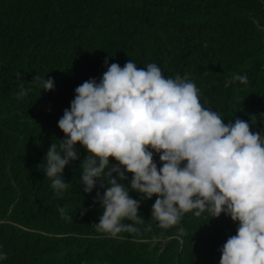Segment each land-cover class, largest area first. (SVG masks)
Segmentation results:
<instances>
[{
	"label": "trees",
	"instance_id": "16d2710c",
	"mask_svg": "<svg viewBox=\"0 0 264 264\" xmlns=\"http://www.w3.org/2000/svg\"><path fill=\"white\" fill-rule=\"evenodd\" d=\"M106 58L108 65L123 68L131 59L138 68L157 64L168 78L186 76L202 106L225 124L240 118L264 132V0H0V252L7 254L0 264H220L239 222L193 210L161 229L151 220L155 195L141 201V234L117 240L98 233L93 225L103 209L94 199L105 189L97 181L83 191L88 152L79 143V159L62 173L69 187L60 197L51 187L41 164L65 138L58 120L77 86L99 82ZM36 75L52 78L54 90L31 84ZM234 75L248 82L225 87ZM21 85L28 91L18 100ZM154 162L161 166L158 154ZM132 175L119 182L130 189ZM65 206L71 221L58 211Z\"/></svg>",
	"mask_w": 264,
	"mask_h": 264
},
{
	"label": "clouds",
	"instance_id": "9594fccd",
	"mask_svg": "<svg viewBox=\"0 0 264 264\" xmlns=\"http://www.w3.org/2000/svg\"><path fill=\"white\" fill-rule=\"evenodd\" d=\"M104 63L107 71L99 82L89 79L75 88L70 108L58 120L65 138L51 144L41 164L46 161L45 175L56 196L69 187L62 173L79 159V143L88 152L81 162L83 191L91 193L97 181L105 189L94 199L103 209L93 225L98 233L117 240L125 239L121 233L141 234V201L155 195L151 220L157 227L169 229L193 210L197 217L223 213L239 226L220 249V264H264V132L250 131L240 118L225 124L218 112L202 106L199 89L186 76L168 78L157 64L138 68L131 59L123 68L108 65L107 58ZM236 81L246 84L248 77L234 75L225 87ZM31 84L45 92L55 88L52 78L39 75ZM27 91L21 85L16 99ZM109 157L118 164L110 166ZM126 173L133 174L130 189L141 199H133L119 182ZM58 211L71 221L66 206ZM151 230V223L143 228ZM151 243H157L155 236Z\"/></svg>",
	"mask_w": 264,
	"mask_h": 264
}]
</instances>
